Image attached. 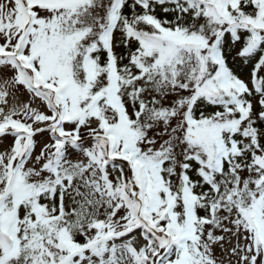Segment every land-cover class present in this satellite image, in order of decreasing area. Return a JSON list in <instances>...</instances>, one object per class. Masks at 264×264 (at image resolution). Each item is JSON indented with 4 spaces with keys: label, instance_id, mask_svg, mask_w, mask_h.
Returning a JSON list of instances; mask_svg holds the SVG:
<instances>
[{
    "label": "snow or ice",
    "instance_id": "obj_1",
    "mask_svg": "<svg viewBox=\"0 0 264 264\" xmlns=\"http://www.w3.org/2000/svg\"><path fill=\"white\" fill-rule=\"evenodd\" d=\"M7 138L0 264H264V0H0Z\"/></svg>",
    "mask_w": 264,
    "mask_h": 264
},
{
    "label": "rangeland",
    "instance_id": "obj_2",
    "mask_svg": "<svg viewBox=\"0 0 264 264\" xmlns=\"http://www.w3.org/2000/svg\"><path fill=\"white\" fill-rule=\"evenodd\" d=\"M233 56H234V52L232 53V55L230 56V58L233 60ZM27 95L25 94L23 97H22V99L23 100H27ZM41 138L40 137H37V140L39 141ZM45 139H46V137H45ZM11 138H7V139H5L4 141H3V143L2 144H0V150H2L4 147H6L7 145H9V144H11ZM39 143H38V146H37V151L39 150ZM219 234V233H218ZM233 243H235V241H233ZM216 254H217V256L219 257L220 256V254H221V252H220V249L219 248H217L216 249Z\"/></svg>",
    "mask_w": 264,
    "mask_h": 264
},
{
    "label": "trees",
    "instance_id": "obj_3",
    "mask_svg": "<svg viewBox=\"0 0 264 264\" xmlns=\"http://www.w3.org/2000/svg\"><path fill=\"white\" fill-rule=\"evenodd\" d=\"M157 14H158V16L161 18V19H163V18H165V15H164V13L158 8L157 9ZM168 18H170V17H168ZM233 62H229V64L231 65Z\"/></svg>",
    "mask_w": 264,
    "mask_h": 264
}]
</instances>
